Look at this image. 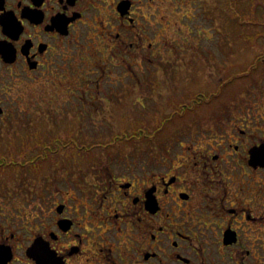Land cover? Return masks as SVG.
Instances as JSON below:
<instances>
[{
  "label": "flooded vegetation",
  "instance_id": "af4514ba",
  "mask_svg": "<svg viewBox=\"0 0 264 264\" xmlns=\"http://www.w3.org/2000/svg\"><path fill=\"white\" fill-rule=\"evenodd\" d=\"M115 4L117 31L109 35L120 51L134 24V3ZM96 6L97 0H0V84L20 72L35 81L46 74L60 77L66 49L87 39L83 27ZM161 63L166 62H155V70L145 75L152 89L161 88ZM224 86L165 96L157 92V105L162 103L163 117L169 119L185 107L202 117L211 104H220ZM9 94L0 92V97ZM14 109L0 107V113ZM154 121L138 122L148 126L138 131L162 126ZM42 138L30 145L42 149L38 155L9 157L23 163L22 176L40 178L46 164L52 171L42 186L28 192L0 185V264H257L264 258V187L252 190L251 178L246 187L239 181L244 168L245 175L264 172V166L250 163L251 149L264 142L238 138L205 144L204 139L139 136L126 153L99 157V152L58 156L64 141L54 152L56 139ZM115 139L94 142L95 150L118 147ZM123 139L121 147L133 140L127 134ZM71 141L81 151L87 145ZM12 172L21 175L16 168Z\"/></svg>",
  "mask_w": 264,
  "mask_h": 264
},
{
  "label": "rangeland",
  "instance_id": "374dc122",
  "mask_svg": "<svg viewBox=\"0 0 264 264\" xmlns=\"http://www.w3.org/2000/svg\"><path fill=\"white\" fill-rule=\"evenodd\" d=\"M132 1L134 24L126 31L128 43L122 50L109 35L117 31L116 0H97L88 26L83 27L87 39L83 36L66 49L65 71L60 77L46 74L36 81L28 80L27 74L20 71L10 83L8 78L3 80L4 75L1 77L5 84H0V92L10 94L0 97V107L16 109L11 114L0 113V160L38 155L42 149L30 145L42 136L56 139V147L51 146L54 152L64 141L58 156L123 154L139 136L204 139L205 144L238 138L249 143L264 142V0H241L239 4V0ZM242 22L248 26L244 31ZM233 33H243L244 39ZM245 33L250 40H246ZM155 62L166 63L157 66L161 88L152 89L145 75L155 70ZM224 82L227 86L221 88V105L217 100L218 105L211 104L202 117H193L185 107L169 119L163 117L162 103L157 105V92L165 96L169 91H215ZM107 91L113 92L112 97ZM189 100L187 97L184 102ZM215 108L217 115L210 112ZM155 118L162 126H154L145 134L138 131L148 128L140 123H155ZM184 119L192 121L174 126ZM168 120L171 121L166 124ZM126 134L133 140L121 147ZM115 135V143L121 146L95 150L94 142L107 143ZM72 139L87 145L81 151L77 142L71 143ZM93 143L91 149L88 145ZM81 161L90 164L91 160ZM244 170L239 177L244 187L248 178L252 190L264 187V172L245 175ZM51 171V164H46L40 178L29 173L22 176L0 172V185L28 192L30 187L42 186ZM257 264H264V258Z\"/></svg>",
  "mask_w": 264,
  "mask_h": 264
},
{
  "label": "trees",
  "instance_id": "16d2710c",
  "mask_svg": "<svg viewBox=\"0 0 264 264\" xmlns=\"http://www.w3.org/2000/svg\"><path fill=\"white\" fill-rule=\"evenodd\" d=\"M237 3L238 4L241 3V0H239ZM255 18H256V16H255ZM241 26L245 28V29H242L243 31L246 30V28L248 27V26L246 27V23H243V22L241 23ZM233 35H236V36L240 37L241 39H244L243 38L244 37L243 33L241 35H238L237 33H233ZM245 35H246V33H245ZM247 37L250 40V36L246 35V40H247ZM22 165L23 164L19 163L17 159H14V160H12V159L4 160L3 159V160L0 161L1 171L4 172V173L12 172L13 170H15V168H18L20 170L19 172H21L19 174L22 175V170H23Z\"/></svg>",
  "mask_w": 264,
  "mask_h": 264
},
{
  "label": "water",
  "instance_id": "95a60500",
  "mask_svg": "<svg viewBox=\"0 0 264 264\" xmlns=\"http://www.w3.org/2000/svg\"><path fill=\"white\" fill-rule=\"evenodd\" d=\"M121 6L124 8L125 4L121 3ZM250 163L253 166H264V144H261L251 149Z\"/></svg>",
  "mask_w": 264,
  "mask_h": 264
}]
</instances>
